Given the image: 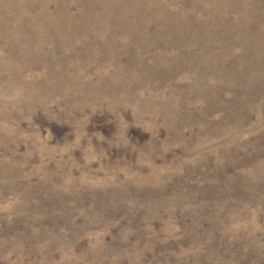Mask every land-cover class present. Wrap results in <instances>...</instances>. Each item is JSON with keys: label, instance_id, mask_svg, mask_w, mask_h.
<instances>
[{"label": "rangeland", "instance_id": "obj_1", "mask_svg": "<svg viewBox=\"0 0 264 264\" xmlns=\"http://www.w3.org/2000/svg\"><path fill=\"white\" fill-rule=\"evenodd\" d=\"M0 264H264V0H0Z\"/></svg>", "mask_w": 264, "mask_h": 264}]
</instances>
